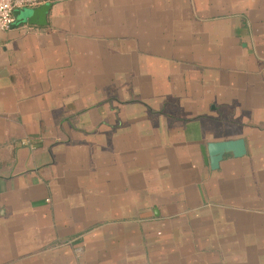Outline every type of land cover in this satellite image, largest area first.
<instances>
[{
  "label": "crops",
  "instance_id": "crops-1",
  "mask_svg": "<svg viewBox=\"0 0 264 264\" xmlns=\"http://www.w3.org/2000/svg\"><path fill=\"white\" fill-rule=\"evenodd\" d=\"M43 4L1 35L0 264H264V0Z\"/></svg>",
  "mask_w": 264,
  "mask_h": 264
},
{
  "label": "water",
  "instance_id": "water-1",
  "mask_svg": "<svg viewBox=\"0 0 264 264\" xmlns=\"http://www.w3.org/2000/svg\"><path fill=\"white\" fill-rule=\"evenodd\" d=\"M50 5L43 4L32 8L27 13V21L31 24H46L47 11ZM247 148L244 139L226 140L218 142H210L204 149V153L208 154V160L212 168H218L220 161L227 153H233L235 156L246 154Z\"/></svg>",
  "mask_w": 264,
  "mask_h": 264
},
{
  "label": "built area",
  "instance_id": "built-area-1",
  "mask_svg": "<svg viewBox=\"0 0 264 264\" xmlns=\"http://www.w3.org/2000/svg\"><path fill=\"white\" fill-rule=\"evenodd\" d=\"M42 0H0V49L1 35L14 24V12L20 8L36 7Z\"/></svg>",
  "mask_w": 264,
  "mask_h": 264
}]
</instances>
